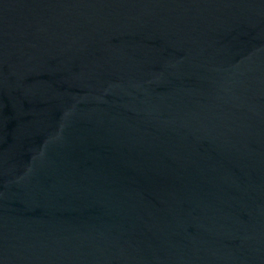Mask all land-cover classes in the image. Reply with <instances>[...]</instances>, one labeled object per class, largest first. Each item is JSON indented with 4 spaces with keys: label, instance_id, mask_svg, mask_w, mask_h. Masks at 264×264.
<instances>
[{
    "label": "water",
    "instance_id": "95a60500",
    "mask_svg": "<svg viewBox=\"0 0 264 264\" xmlns=\"http://www.w3.org/2000/svg\"><path fill=\"white\" fill-rule=\"evenodd\" d=\"M0 264H264V0H0Z\"/></svg>",
    "mask_w": 264,
    "mask_h": 264
}]
</instances>
